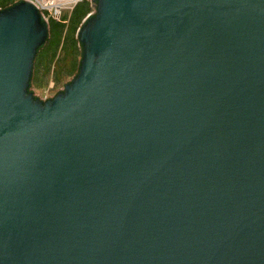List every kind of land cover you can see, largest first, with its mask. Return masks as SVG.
Segmentation results:
<instances>
[{"label": "water", "instance_id": "95a60500", "mask_svg": "<svg viewBox=\"0 0 264 264\" xmlns=\"http://www.w3.org/2000/svg\"><path fill=\"white\" fill-rule=\"evenodd\" d=\"M20 1L0 12V264H264V0H91L78 74L44 99L47 28Z\"/></svg>", "mask_w": 264, "mask_h": 264}, {"label": "trees", "instance_id": "16d2710c", "mask_svg": "<svg viewBox=\"0 0 264 264\" xmlns=\"http://www.w3.org/2000/svg\"><path fill=\"white\" fill-rule=\"evenodd\" d=\"M20 3V0H0V12L10 10ZM91 10L89 2L83 0L71 11H64L60 19H49L47 22L42 15L38 16V27L45 26L48 37L37 47L26 93L31 92L32 84L38 86L49 80L54 81L55 87L62 85L64 89L66 84L76 78L83 53L78 28L92 22L96 11L84 19ZM63 89L56 90L53 95L62 92Z\"/></svg>", "mask_w": 264, "mask_h": 264}, {"label": "built area", "instance_id": "2783aa9c", "mask_svg": "<svg viewBox=\"0 0 264 264\" xmlns=\"http://www.w3.org/2000/svg\"><path fill=\"white\" fill-rule=\"evenodd\" d=\"M32 3L45 21L49 19H60L64 11H71V9L79 2L83 0H27ZM92 10L86 14L89 15L94 11V7L91 0H87Z\"/></svg>", "mask_w": 264, "mask_h": 264}, {"label": "rangeland", "instance_id": "374dc122", "mask_svg": "<svg viewBox=\"0 0 264 264\" xmlns=\"http://www.w3.org/2000/svg\"><path fill=\"white\" fill-rule=\"evenodd\" d=\"M54 81L49 80L48 82L43 81L40 85L32 84L30 89L32 90L33 94L37 95L38 97L44 99L47 97L52 96V94L62 88V85L54 86Z\"/></svg>", "mask_w": 264, "mask_h": 264}, {"label": "flooded vegetation", "instance_id": "af4514ba", "mask_svg": "<svg viewBox=\"0 0 264 264\" xmlns=\"http://www.w3.org/2000/svg\"><path fill=\"white\" fill-rule=\"evenodd\" d=\"M53 95V94H52Z\"/></svg>", "mask_w": 264, "mask_h": 264}]
</instances>
